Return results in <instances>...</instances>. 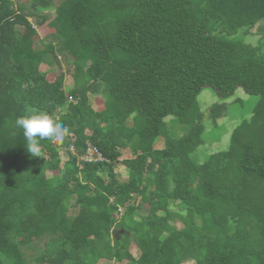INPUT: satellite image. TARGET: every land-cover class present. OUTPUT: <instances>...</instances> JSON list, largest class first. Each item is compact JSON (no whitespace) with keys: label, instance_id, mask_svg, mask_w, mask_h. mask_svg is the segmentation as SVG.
Masks as SVG:
<instances>
[{"label":"trees","instance_id":"obj_1","mask_svg":"<svg viewBox=\"0 0 264 264\" xmlns=\"http://www.w3.org/2000/svg\"><path fill=\"white\" fill-rule=\"evenodd\" d=\"M15 1L0 0V264H264V0H58L56 43L41 47ZM258 24L255 46L237 35ZM61 53L80 75L68 91L63 72L47 79ZM205 87L261 100L226 150L196 164ZM33 110L69 129L41 156L15 127ZM221 115L213 105L211 119ZM87 143L102 162H78Z\"/></svg>","mask_w":264,"mask_h":264},{"label":"rangeland","instance_id":"obj_2","mask_svg":"<svg viewBox=\"0 0 264 264\" xmlns=\"http://www.w3.org/2000/svg\"><path fill=\"white\" fill-rule=\"evenodd\" d=\"M30 1L31 0H17L13 4L16 6L18 3H23L25 7H27V10L31 11V16H27V19L35 28L37 27L36 22H40L42 17L46 15V23L36 30L38 34L37 37L39 39L37 41L36 38V41L40 47V40L55 44L56 42H54L51 38L53 30L50 28V22L55 15V7H50L44 10H33L34 7L30 4ZM55 1L57 3L58 0H54V2ZM53 6H55V4ZM261 30L262 25L258 24L248 33L245 32V29H240L237 35L240 38H243L247 43L255 46L258 39L260 38ZM57 57V63L54 65L52 71L47 74V79L53 80L56 74L63 72L65 74L63 83L64 89L68 91L73 87L75 79L79 78L80 75L74 74V67L72 65L73 60L70 56L65 57L61 53L58 54ZM46 69L47 68L44 65L39 67L41 72L46 71ZM260 100L261 98L259 96H250L246 94L241 88H237L231 97L221 100L211 88L205 87L197 97L198 106L201 113L203 114L202 125L204 132L202 135V144L191 154V161L195 162L196 164H202L208 159L210 155L226 150L229 146V140L232 131L242 122L251 118L255 106ZM91 101L93 109L97 112H102L103 95L92 96ZM215 104L222 106V115L219 118L212 120L210 117V110ZM165 122L168 126V131L171 132L174 137H181L186 133L185 127L180 125L179 122L172 117L166 118ZM161 142L162 138H158L154 143V148L160 149L162 146ZM129 157L130 155L124 152L120 159ZM117 173L121 180H126V175H124L123 171H118ZM47 176L52 177V174L48 173ZM148 211L149 207L147 205H142L140 207L139 213L141 215L147 214ZM177 226L179 225L177 224ZM130 250L132 255L137 258L139 251L134 248L133 245L131 246ZM99 264L113 263L107 260H101ZM120 264H126V262Z\"/></svg>","mask_w":264,"mask_h":264},{"label":"clouds","instance_id":"obj_3","mask_svg":"<svg viewBox=\"0 0 264 264\" xmlns=\"http://www.w3.org/2000/svg\"><path fill=\"white\" fill-rule=\"evenodd\" d=\"M15 127L22 130L26 149L32 156H41V142L45 140L63 144L69 129L58 117L42 111H28L15 119Z\"/></svg>","mask_w":264,"mask_h":264},{"label":"built area","instance_id":"obj_4","mask_svg":"<svg viewBox=\"0 0 264 264\" xmlns=\"http://www.w3.org/2000/svg\"><path fill=\"white\" fill-rule=\"evenodd\" d=\"M104 160L101 152L94 145L87 143L83 155L78 158V162L87 164H96ZM121 212V210L119 209Z\"/></svg>","mask_w":264,"mask_h":264},{"label":"crops","instance_id":"obj_5","mask_svg":"<svg viewBox=\"0 0 264 264\" xmlns=\"http://www.w3.org/2000/svg\"><path fill=\"white\" fill-rule=\"evenodd\" d=\"M54 4L56 5V1L54 2ZM54 4H53V5H54ZM53 5H52L51 7H55V6H53ZM15 7H16V6H15ZM49 8H50V7H49ZM43 10H44V9H43ZM53 18H54V17H53ZM53 18H52V19H53ZM41 21H43V23H42V24H38V23H40ZM41 21H40V22H36V26H37V27H36V30H37V28L41 27L44 23H46V21H47V16L44 15V16L42 17ZM125 153H128V154L130 155L129 151H127V152H125ZM119 169H120V170H118V171H120V172L123 171L124 175H126V178H127V176H128V172H127L125 169H123V168L121 169V167H119ZM102 260H105V259H102ZM100 261H101V260H100ZM100 261H99V262H100ZM107 261H108V260H107ZM99 262H98L97 264H99ZM110 262H111V261H110ZM112 263H113V262H112ZM113 264H114V263H113Z\"/></svg>","mask_w":264,"mask_h":264},{"label":"water","instance_id":"obj_6","mask_svg":"<svg viewBox=\"0 0 264 264\" xmlns=\"http://www.w3.org/2000/svg\"><path fill=\"white\" fill-rule=\"evenodd\" d=\"M116 233H115V231H113V235H115ZM116 236V235H115Z\"/></svg>","mask_w":264,"mask_h":264}]
</instances>
